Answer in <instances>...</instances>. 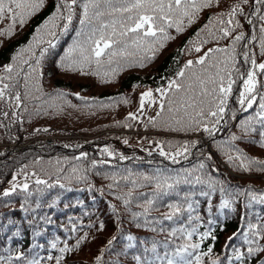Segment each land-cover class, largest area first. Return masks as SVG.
<instances>
[{"label": "trees", "instance_id": "obj_1", "mask_svg": "<svg viewBox=\"0 0 264 264\" xmlns=\"http://www.w3.org/2000/svg\"><path fill=\"white\" fill-rule=\"evenodd\" d=\"M239 2L219 0L218 5L198 13L192 25L187 26L185 21L182 32L177 33L174 27L168 29L172 38L158 49L151 62L140 66L119 60L111 66L117 69V74L110 77L104 75L111 71L106 59L105 67L99 69L100 75L92 74L95 64L85 69V74L59 66L70 62L66 53L80 29V9H76L69 30L63 35L57 30V37L51 38L55 47L42 58L39 70L33 73L27 86L21 80L13 90L21 94V107L17 108L14 100L0 101V257L7 260L11 256V264H28L33 259L40 260V264H57L58 257H63L59 264H96L97 256L101 258L100 264H138V256L152 258L145 249H151L152 242L156 241L160 255L184 244L200 245L194 255L211 247L212 253L202 256L201 264H211L214 260L219 264H264V252L247 255L250 245L243 235L248 232V238H254V230L249 225L256 226L264 235V204L259 202V197L264 195V171L259 170L260 165L245 170L240 166L241 161L228 158L229 154L237 155L236 151L229 152L231 148L249 159L264 162L259 135L264 128L256 119L260 111L258 102L247 111L238 103L243 80L237 78L233 85L223 119L213 135L202 128L195 132L179 130L167 111L168 97L163 100L165 110L157 123L149 122V118H156L160 111L161 97L157 89L167 90L169 80L176 78L183 65L208 49L227 47L234 36L244 33L245 39L236 45L237 67L241 73L246 77L250 68V60L244 59L245 51L250 57L254 56L258 64L264 62L259 32L264 22L258 18L264 15V5H255L254 0L240 5L243 15L237 13L234 25L238 22L239 27L229 38L217 44L207 29L196 36L210 17L223 19V26L228 27L226 13ZM58 4L59 0H45L44 7L22 28L16 25L11 37L0 36V75H7L3 72L5 65L13 63L15 73L22 60L29 59L27 52L21 53L16 62L12 57L28 46L35 29L54 13ZM256 8L261 11L250 15ZM245 17L251 19L252 24ZM9 23L8 19L0 21V31L6 30ZM209 27L217 32L221 25L217 20ZM252 36L256 39L252 40ZM197 39L208 41L201 45L200 53L192 50L194 45L189 43ZM214 55L222 58L220 53ZM72 58L78 59L79 53H73ZM169 62H175L173 71L165 73L160 84L154 83ZM257 82L258 92L264 94V75H257ZM147 91L152 92L155 103L141 113L138 111L140 97ZM129 113H135L138 119H128ZM249 117L255 131L245 135L243 122ZM232 136L238 139L233 141ZM192 141H196L197 146L190 150L187 158L179 157L173 162L160 155L161 148L175 151L170 144ZM105 148L107 152L103 151ZM200 163L204 164L202 170ZM188 172H192L191 179L202 176L211 186L181 182L168 194L158 195L154 185L133 187L132 184L135 180L138 185H147L143 180L145 175L184 176ZM37 179L45 183L37 184ZM25 183L27 190L23 188ZM11 184L15 185V191L12 185L8 190L10 195L5 196L3 189ZM253 195L257 199L254 200ZM152 196H156L152 210L145 213V197ZM185 196L193 203L191 213L187 210ZM125 201L129 202L125 204ZM169 203L182 205V211L172 220L165 219L170 211ZM193 227L196 232L190 240L180 231L169 234L173 229L191 230ZM205 232L209 236L201 240ZM128 236L134 240L129 241ZM230 237L234 238L230 240ZM258 244L264 246V239ZM164 245H168L167 249ZM65 247L71 251L61 252ZM189 251L193 250L189 248ZM237 251L245 257L243 260L235 259ZM17 255L21 259H15ZM49 256L52 259H48Z\"/></svg>", "mask_w": 264, "mask_h": 264}, {"label": "snow or ice", "instance_id": "obj_2", "mask_svg": "<svg viewBox=\"0 0 264 264\" xmlns=\"http://www.w3.org/2000/svg\"><path fill=\"white\" fill-rule=\"evenodd\" d=\"M218 2L219 0H59L54 13L35 29L33 38L28 46L22 48L17 55L12 57L13 62H16L20 59L21 53L27 52L30 53L29 59H23L15 73L13 63L3 67V72L7 75H0V101L8 103L9 100H14L16 107H21V94L13 90L21 80L27 86L30 77L39 70L42 58L45 57L50 48L55 47L51 38L57 37L58 31L60 35H63L69 30L76 16L77 8L80 9V29L77 31V39L73 46L66 53V58L70 62L67 65L59 66L66 67L68 70H78L85 74V69L95 64L96 69L92 74L100 75L99 69L105 67L104 61L106 59L107 67L111 71L105 72L104 75L105 77H110L117 74V69L111 68V66L114 63H118L119 60H123L129 65L139 63L140 66H144L145 62H151L155 58L158 49H162L165 42L172 38L168 35V29L174 27L177 33L182 32L186 26L185 21L187 26L192 25L198 19V13L203 9L212 7L214 4L218 5ZM247 3L248 0H240L238 4L232 6L226 13L228 27L223 26L225 23L223 19L210 17L208 24H205L196 33V36L199 37L200 32L207 29L209 36L217 44H219L221 39L229 38L235 28L239 27L238 22L234 25V20L238 12L243 15L240 5ZM254 4L264 5V0H254ZM44 5L45 0H0V21L4 19L10 21L8 28L0 31V36L11 37L17 24L22 28L27 20L39 12ZM260 11V8H256L250 15H256ZM245 18L249 24H252L253 21L251 19ZM258 18L264 22V15H259ZM217 20L221 27L217 29V32H213L209 25H212ZM259 32L261 34L260 48L262 54H264V23L260 26ZM45 37H50V39L46 40ZM244 39V33H240L232 38L229 46L210 48L197 59L188 60L176 73V78L169 80L167 90L157 89L161 97L160 111L156 113V118L150 117L149 122L153 125L157 123V118L165 110L163 100L168 97L167 111L172 114L171 120L179 126V130L195 132L202 128L204 132L213 135L223 119L229 96L233 91V85L239 78L243 80V90L239 94L238 103L244 111H247L252 109L253 105L258 102L260 111L257 113L256 119L260 123L261 128H264V94H260L257 90V75H264V62L258 64L255 57H250L249 53L245 51L243 53L244 59L246 62L250 60V68L246 73V77L241 73L237 67L236 45ZM251 39L255 40L256 37L252 36ZM207 42V40L200 39L195 42L189 41L190 44L194 45L192 50L196 53H200L202 50L201 45ZM43 44H47V47H42ZM244 47L247 48V43ZM37 48H39L38 52L36 51ZM73 53H79V58L73 59ZM216 53L222 54V58L215 56L214 54ZM137 57H139L138 60L136 59ZM30 61L34 63H30ZM234 72L238 75L234 76ZM105 82L109 81L105 80ZM169 91L171 92L170 97ZM25 96H27V93H25ZM145 97H152V92L147 91L141 94L140 108L138 110L141 113L144 110ZM152 102L155 103V100ZM3 115L6 117L7 113H3ZM13 115L15 116L16 114L13 113ZM128 119L135 121L138 116L135 113H129ZM243 123L246 125L244 129L245 135L250 131H255V128L252 127L251 117ZM259 135L261 138L260 146L264 147V131H260ZM236 139H238L236 136L231 137L233 141ZM196 146V141L175 146L170 144L169 147H175V151H165L161 148L160 155L177 162L179 157L187 158L190 150ZM103 151L107 152L108 149L105 148ZM231 151H236L237 155L233 157L229 154L228 158L230 161L234 159L241 161L240 166L245 170L260 165L259 170L264 171V162L249 159L239 153L238 150L229 148V152ZM123 158L121 157V159ZM203 168L204 164L200 163L199 169L202 170ZM191 177L192 172H188L184 176L157 173L155 176H143V180L148 182L147 185H138L135 180L132 181V184L133 187L154 185L158 195L168 194L169 190L181 182L190 185L209 183V186H211V183L205 181L202 176H195L194 180ZM80 178L84 179V177ZM36 183L42 184L45 181L37 179ZM23 188L27 190L28 184L25 183ZM12 191H15V185H13ZM4 195L8 196L10 192L5 191ZM201 195H206V193L201 192ZM129 196H131V192H129ZM252 198L254 200L257 199L255 195ZM117 199H120V197H117ZM155 199L156 196L145 197L147 204L144 209L145 213L152 210ZM184 200L187 203V210L191 213L193 203L189 202L188 196H185ZM128 202L125 201V204ZM259 202L264 204V195L259 197ZM224 206L227 207L228 203L225 202ZM167 207L170 211L165 214V219L168 220H172L174 215L182 211V205L179 203H169ZM188 219L192 220L191 214ZM249 228L254 230V238L249 239V233H243L245 242L250 245L247 248V255L251 256L254 253L264 252V246L258 244L260 239H264V235L254 225H249ZM161 231H164V229H161ZM176 231L186 233L185 238L190 240L196 229L195 227L191 230L186 228L173 229L169 234L175 235ZM208 236L209 233L205 232L200 239H206ZM233 238L230 237L229 239ZM127 239L132 241L134 237L128 236ZM111 244L112 241L110 240L109 245ZM253 244L257 246L252 247L251 245ZM53 247H55V244H53ZM164 247L167 249L168 245H164ZM189 248L193 251H189ZM199 248L200 245L197 243L178 245L175 250H166L163 255H160L157 251V242L153 241L151 249H145L146 252L152 254V258L149 259L147 256L141 258L138 256L136 259L138 264H201V257L209 256L212 253V248L209 247L206 252L194 255V252ZM68 251H71L68 247L61 249V252ZM244 258L237 251L235 259L243 260ZM12 259L11 256L7 260L4 257H0V264H11ZM15 259L19 260L21 256L17 255ZM48 259H52V257L49 256ZM60 259H63V257L57 258V264H59ZM100 260V256H97L96 264H100ZM28 264H40V260H29ZM211 264H219V262L214 260Z\"/></svg>", "mask_w": 264, "mask_h": 264}, {"label": "rangeland", "instance_id": "obj_3", "mask_svg": "<svg viewBox=\"0 0 264 264\" xmlns=\"http://www.w3.org/2000/svg\"><path fill=\"white\" fill-rule=\"evenodd\" d=\"M174 67H175V62H171V63L169 62V63H167L166 66H165V68H164L163 73L159 77H157L155 79L154 83L160 84L164 80V78H165V73L168 74V73L172 72L173 69H174ZM152 101H153V99L151 97H145V103L146 104H145V107H144L143 112H146L148 108H151L153 106V102ZM12 181L15 182L16 179H12ZM12 185L13 184H11L9 186V188L8 187H5L3 189V192L8 191L11 188Z\"/></svg>", "mask_w": 264, "mask_h": 264}]
</instances>
